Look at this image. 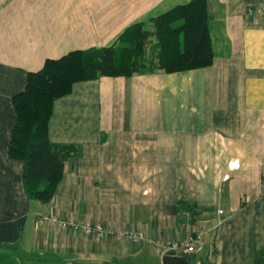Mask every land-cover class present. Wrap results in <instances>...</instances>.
<instances>
[{
	"label": "crops",
	"instance_id": "obj_1",
	"mask_svg": "<svg viewBox=\"0 0 264 264\" xmlns=\"http://www.w3.org/2000/svg\"><path fill=\"white\" fill-rule=\"evenodd\" d=\"M191 0H0V264H163L155 240L203 230L185 264H264V0H209L207 67L80 81L49 137L80 153L49 203L10 157L13 97L49 58L110 46ZM140 230L100 237L41 218Z\"/></svg>",
	"mask_w": 264,
	"mask_h": 264
},
{
	"label": "trees",
	"instance_id": "obj_2",
	"mask_svg": "<svg viewBox=\"0 0 264 264\" xmlns=\"http://www.w3.org/2000/svg\"><path fill=\"white\" fill-rule=\"evenodd\" d=\"M150 22L153 29L138 22L110 46L49 58L40 70L28 73L25 90L13 97L17 120L9 155L24 164L22 176L30 199L49 203L63 179L66 162L80 153L79 146L55 143L49 137L54 103L69 94L75 83L157 69L171 73L213 64L209 0L179 4Z\"/></svg>",
	"mask_w": 264,
	"mask_h": 264
},
{
	"label": "built area",
	"instance_id": "obj_3",
	"mask_svg": "<svg viewBox=\"0 0 264 264\" xmlns=\"http://www.w3.org/2000/svg\"><path fill=\"white\" fill-rule=\"evenodd\" d=\"M40 222L56 224L62 228H72L73 230L83 231L87 234H97L100 237H116L120 239H131L133 241H140L145 238V234L140 230H130L125 228H114L111 226H104L102 224H91L89 222L80 223L72 219L61 218L59 216H46L41 218ZM203 239V230H196L188 234L184 241L179 240H155L154 245L162 251V254H189L192 253L197 244Z\"/></svg>",
	"mask_w": 264,
	"mask_h": 264
},
{
	"label": "water",
	"instance_id": "obj_4",
	"mask_svg": "<svg viewBox=\"0 0 264 264\" xmlns=\"http://www.w3.org/2000/svg\"><path fill=\"white\" fill-rule=\"evenodd\" d=\"M163 264H185V259L167 254L163 257Z\"/></svg>",
	"mask_w": 264,
	"mask_h": 264
},
{
	"label": "rangeland",
	"instance_id": "obj_5",
	"mask_svg": "<svg viewBox=\"0 0 264 264\" xmlns=\"http://www.w3.org/2000/svg\"><path fill=\"white\" fill-rule=\"evenodd\" d=\"M152 46H153V43L149 44V46H148V52H149V54H150V52L152 50Z\"/></svg>",
	"mask_w": 264,
	"mask_h": 264
}]
</instances>
